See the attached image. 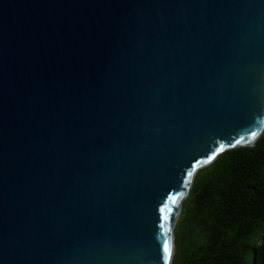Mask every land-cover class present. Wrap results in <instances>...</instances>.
<instances>
[{
    "label": "water",
    "instance_id": "obj_1",
    "mask_svg": "<svg viewBox=\"0 0 264 264\" xmlns=\"http://www.w3.org/2000/svg\"><path fill=\"white\" fill-rule=\"evenodd\" d=\"M263 132L264 0H0V264H172Z\"/></svg>",
    "mask_w": 264,
    "mask_h": 264
},
{
    "label": "trees",
    "instance_id": "obj_2",
    "mask_svg": "<svg viewBox=\"0 0 264 264\" xmlns=\"http://www.w3.org/2000/svg\"><path fill=\"white\" fill-rule=\"evenodd\" d=\"M174 233L172 264H264V132L198 171Z\"/></svg>",
    "mask_w": 264,
    "mask_h": 264
},
{
    "label": "rangeland",
    "instance_id": "obj_3",
    "mask_svg": "<svg viewBox=\"0 0 264 264\" xmlns=\"http://www.w3.org/2000/svg\"><path fill=\"white\" fill-rule=\"evenodd\" d=\"M177 223H178V221H177ZM177 225V224H176Z\"/></svg>",
    "mask_w": 264,
    "mask_h": 264
}]
</instances>
